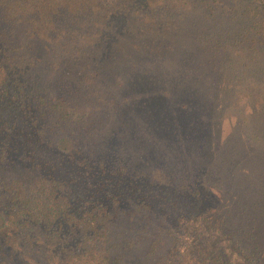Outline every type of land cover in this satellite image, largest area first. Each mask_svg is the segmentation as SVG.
Returning a JSON list of instances; mask_svg holds the SVG:
<instances>
[{
	"label": "trees",
	"instance_id": "obj_1",
	"mask_svg": "<svg viewBox=\"0 0 264 264\" xmlns=\"http://www.w3.org/2000/svg\"><path fill=\"white\" fill-rule=\"evenodd\" d=\"M232 81L261 142L243 177L211 140ZM255 105L264 0H0V264H117L135 227L154 264H264V198L210 214L264 175Z\"/></svg>",
	"mask_w": 264,
	"mask_h": 264
},
{
	"label": "rangeland",
	"instance_id": "obj_2",
	"mask_svg": "<svg viewBox=\"0 0 264 264\" xmlns=\"http://www.w3.org/2000/svg\"><path fill=\"white\" fill-rule=\"evenodd\" d=\"M121 68L127 69L126 67H121ZM236 85L237 82L235 81H232L231 84L230 82L229 83L223 82L220 86L221 88L220 87L218 88L222 95L219 96V98L222 97L220 101L221 104L217 103L218 102L217 100V102L214 103V106L220 108L216 115L217 118L219 117L218 118L219 128L216 127V132L214 135H211V140L212 139L214 141L220 140L218 143L216 142L215 144V149L217 148V150L220 151V154L218 155L219 158H222L226 163L235 162V161L238 162L239 166H238L237 174L243 177L245 175V173H243L245 172V170H250L251 168L256 167V164H250V160L253 159V157L255 158V156L259 154V150H260L259 144H261V142L258 141V138L253 137V134H251L248 126H247V130H245V128L242 125L237 124V121L241 120V111L243 110L245 112L249 111V104H246L247 105L246 106L244 102L236 101L237 92H233L230 87V86L236 87ZM225 86L228 87H226L225 89ZM239 86L240 84L237 87ZM219 104L220 107L218 106ZM162 107L163 105L159 107V111L162 110ZM253 107H255L254 108L255 115L258 114L262 118V119L258 118V120L256 118V123H259L261 120L264 119V115H262V112L264 111L263 109L264 106L259 107L255 105ZM169 113L170 110L168 109V114ZM178 115H173V118L170 120V122L173 123L175 121L178 123L179 122ZM161 119L164 123H166L163 117H161ZM181 131H183L182 128ZM187 131H190V133L193 135L194 140L198 138V135L196 133L194 134L191 130H187ZM244 131L246 134H243ZM147 132H143V133L147 134ZM118 133L121 134V132ZM227 136L230 137L226 139ZM234 143H238V146H233L232 148H230V146ZM216 181L217 180H213V178H210L208 180V183L213 185L212 189L215 192H219L217 186L220 185V182H216ZM229 183L231 184V182ZM246 183H247L246 185L240 186L239 188L233 187L232 188L233 191L230 194H226L224 196L222 194L223 198L221 200H219L220 199L219 198L211 202V209H213V212H210V214L212 215L213 218H219L220 215L224 212V208L222 204L225 203L227 204L229 201H232L234 198L232 194H237L238 198L236 199L249 200L248 202H250V200L258 201L264 198L263 197L264 194L261 193V188H264L263 174L256 172V175L254 177V183H248V182ZM258 185H263V186L258 188ZM151 231H154V229L149 230V232L147 231L145 232V230L143 231L135 227L132 231H130L133 238H130L127 232H123L121 235H119L121 239L119 242H117V245L112 250L113 251L112 256H114L117 259V264H154L157 260L158 255L163 252L166 245L165 244L162 246L157 245V251L150 253L149 255L148 251L152 245V237L155 233H157L155 231L153 232L152 235H150ZM138 234H143L139 241L134 239V235L138 236Z\"/></svg>",
	"mask_w": 264,
	"mask_h": 264
}]
</instances>
